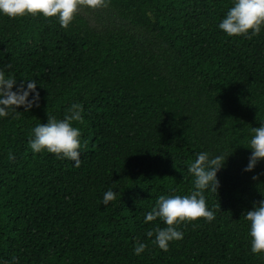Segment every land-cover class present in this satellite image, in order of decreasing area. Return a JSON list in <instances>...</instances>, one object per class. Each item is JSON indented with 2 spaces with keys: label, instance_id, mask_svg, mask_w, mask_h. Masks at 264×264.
Masks as SVG:
<instances>
[{
  "label": "trees",
  "instance_id": "trees-1",
  "mask_svg": "<svg viewBox=\"0 0 264 264\" xmlns=\"http://www.w3.org/2000/svg\"><path fill=\"white\" fill-rule=\"evenodd\" d=\"M233 3L110 0L66 29L0 13V70L13 91L35 80L39 92V106L0 117V264H264L243 216L264 199V175L252 179L264 160L243 171L264 120V25L228 36L218 25ZM72 104L83 107L78 168L28 146ZM200 152L228 156L217 193L204 191L215 219L181 223L183 239L163 251L147 233L166 225L146 214L161 195L191 194ZM109 189L117 199L105 206Z\"/></svg>",
  "mask_w": 264,
  "mask_h": 264
},
{
  "label": "clouds",
  "instance_id": "clouds-1",
  "mask_svg": "<svg viewBox=\"0 0 264 264\" xmlns=\"http://www.w3.org/2000/svg\"><path fill=\"white\" fill-rule=\"evenodd\" d=\"M109 3L110 0H0V13L9 18L23 17L25 14L32 16L42 14L45 18L57 17L60 26L66 29L80 8L95 10L108 7ZM262 25H264V0H234L233 6L227 11L218 27L230 37L242 35L252 39L260 34ZM24 82L27 83V90L21 83L17 90L13 91L16 80L10 76L6 78L4 71L0 70V117H6L9 110L16 111L20 106H24L26 111L34 104L39 106L36 81L24 80ZM30 93H35L32 100L28 99ZM82 112V105L72 104L63 119L48 115L46 124H37L32 129L28 141L33 153L46 150L55 154L57 159L71 160L75 167H80L81 131L78 127H74L73 123H83ZM251 131L253 135L247 146L251 149V155L247 166L243 169L245 172L253 171L258 161L264 160V120L259 127H253ZM227 157L224 154L210 156L208 152L198 153L187 169L194 180V190L191 194L158 197L155 206L146 214L145 223L159 219L166 227H156L148 231V237L155 235L153 244L163 251H168L170 242L183 239V233L178 230V225L197 221L200 218L209 223L215 219V211L207 207L204 191L210 188L212 192L217 193L219 188L217 172L224 166ZM9 159H14L11 152ZM260 175L264 173L254 175L252 179L258 180ZM116 199L117 192L109 189L103 194L102 202L107 206ZM218 207L220 209L219 205ZM243 216L250 224L251 252L264 253V199L253 202L252 210L246 211ZM146 248L145 243L137 242L134 253L140 255ZM13 261L18 264L15 257Z\"/></svg>",
  "mask_w": 264,
  "mask_h": 264
}]
</instances>
